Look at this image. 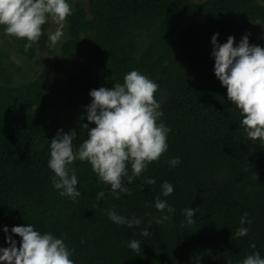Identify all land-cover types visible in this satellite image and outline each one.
<instances>
[{"label": "trees", "instance_id": "trees-1", "mask_svg": "<svg viewBox=\"0 0 264 264\" xmlns=\"http://www.w3.org/2000/svg\"><path fill=\"white\" fill-rule=\"evenodd\" d=\"M65 40L52 65L45 55L51 22L25 51L23 39L0 27V247H7L3 227L33 224L64 239L75 264H239L247 254L264 256V145L249 140L239 126L240 113L227 99L214 74L211 37L218 43L248 35L264 47V4L257 0H86L71 5ZM10 47L35 64L33 76L11 62ZM132 69L158 84L161 119L171 131L168 150L126 186L116 198L98 182L87 162L76 161L78 189L73 201L50 184L49 141L57 129H74L78 144L86 138L89 92L123 82ZM179 157L178 166L167 161ZM129 174H131L129 172ZM152 177L155 184L144 180ZM167 180L174 186L160 195ZM104 191L99 202L96 193ZM157 196L174 209L155 222ZM196 209L187 224L183 209ZM141 219L139 227L117 225L107 210ZM247 212V236L233 239ZM148 226L149 237L141 229ZM19 247L20 237L11 234ZM138 239L141 248L127 247ZM254 242L255 249L250 248Z\"/></svg>", "mask_w": 264, "mask_h": 264}, {"label": "clouds", "instance_id": "clouds-1", "mask_svg": "<svg viewBox=\"0 0 264 264\" xmlns=\"http://www.w3.org/2000/svg\"><path fill=\"white\" fill-rule=\"evenodd\" d=\"M72 12L69 0H0V27L6 35L25 40L23 47L27 51L43 35L42 26L51 22L55 30L49 31L48 41L50 46H56ZM218 35L211 37L214 74L226 87L228 101L238 109L241 116L239 126L246 137L264 145V47L251 45L248 35L242 36L236 44L233 36L218 43ZM158 87L153 79L132 69L125 73L122 83L90 90L91 102L85 106L86 119L95 126L82 124L86 138L77 146L74 144V129L68 132L57 129L48 144L47 167L52 172L49 181L60 197L75 201L81 195L77 187V170L73 166L76 161L87 162L98 182L110 186V192L116 198L121 193H130L125 180L131 184L150 163L159 161L168 150L171 129L161 119L162 105L154 95ZM167 163L174 168L179 165L180 158L172 157ZM144 183L151 185L156 180L147 177ZM160 188L163 197L174 192L173 184L167 180L162 181ZM104 196V191H99L96 200L99 202ZM154 207L161 213L155 220L157 224L169 220L174 212L167 200L160 196L155 198ZM195 211L193 207L183 209L187 224L193 223ZM107 218L128 228L141 224L139 217L118 214L114 208L107 210ZM250 223L245 212L240 217V227L232 233L233 239L247 236L249 228L244 225ZM3 232L8 246L0 247V264H75L64 239L52 232H41L31 223L13 226L10 232L20 237L19 247L7 226L3 227ZM140 234L144 237L151 235L147 225ZM127 247L139 250L141 242L131 239ZM249 247L255 249L256 245L250 242ZM239 264H264V256L254 251Z\"/></svg>", "mask_w": 264, "mask_h": 264}, {"label": "rangeland", "instance_id": "rangeland-1", "mask_svg": "<svg viewBox=\"0 0 264 264\" xmlns=\"http://www.w3.org/2000/svg\"><path fill=\"white\" fill-rule=\"evenodd\" d=\"M85 1L86 0H69L71 5H74L77 2H85ZM194 1L203 2L205 0H194ZM257 1L264 4V0H257ZM54 30H55V27L53 28V31ZM253 33L264 34V29L261 27L260 24H258L253 28ZM64 40H65V34L63 35L61 40L57 43V45L53 49V53L51 55H45V58L48 59L49 65H52L54 61L56 60L57 56L59 55V46L61 42ZM7 50L10 53L11 62H14L18 67L22 68V74L24 72L29 74L30 76H33L35 74V72L37 71L35 64L22 60L19 56L15 54L14 50L10 47H7Z\"/></svg>", "mask_w": 264, "mask_h": 264}]
</instances>
